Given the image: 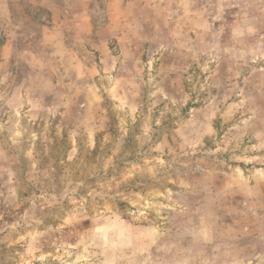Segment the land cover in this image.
<instances>
[{
    "label": "rangeland",
    "instance_id": "obj_1",
    "mask_svg": "<svg viewBox=\"0 0 264 264\" xmlns=\"http://www.w3.org/2000/svg\"><path fill=\"white\" fill-rule=\"evenodd\" d=\"M44 2L28 5L41 23L49 20L35 4ZM165 6L137 54H122L113 39L114 71L92 115L62 107L71 87L61 72L28 82L23 57L17 70L11 50L2 58L0 35V264H223L204 248L214 229L203 230L196 198L213 196L200 184L214 174L239 168L247 184L264 175V130H254L264 124V28L254 54L221 62L214 49L171 48L178 11ZM232 11L241 10L220 13ZM38 87L53 107L25 105L26 90ZM228 254V264H264V249Z\"/></svg>",
    "mask_w": 264,
    "mask_h": 264
},
{
    "label": "crops",
    "instance_id": "obj_2",
    "mask_svg": "<svg viewBox=\"0 0 264 264\" xmlns=\"http://www.w3.org/2000/svg\"><path fill=\"white\" fill-rule=\"evenodd\" d=\"M44 1L35 5L44 7L49 20L47 24L35 19L29 9L32 6L28 7L33 5L32 0H23L26 4L20 5L15 0H0V35L6 42L2 58H6L11 50L13 56L10 59L17 70L18 65L24 67L18 60L19 56L23 57L27 63L28 82L36 74L42 83H46L47 73L51 74L48 70L61 72L65 75L61 79H67L66 83L71 87L61 100L62 107H86L83 111L92 115L95 113L92 107L98 108L101 104L99 92L103 76L114 71V68L108 69V60L114 58L111 51L113 39L122 54H137L138 47L148 41L145 29L157 27L155 10L167 11V0H157L156 4L153 0H75L74 5L66 0ZM170 1L178 11L170 20L171 48L193 50L196 46L204 51L214 49L221 62L226 63L228 59L241 60L256 52L254 42L258 41L264 28V0ZM234 8L241 11H232L230 16L220 13ZM100 15L104 18H98ZM21 49L25 52L22 56L19 54ZM35 66L38 69L33 68ZM126 80L132 82L133 78L128 76ZM38 89L26 90L28 101L25 105L30 109L53 107V104L43 105ZM58 89L65 91L61 87ZM86 90L87 97L84 94L83 99H78ZM262 129L264 124L254 130L260 135ZM240 170L236 169L237 172L226 178L214 174L212 180H204L200 187L202 185L204 191L213 192V196L196 198L197 214L203 212V230L208 225L214 229L210 232L211 238L202 239L204 248L217 249L219 261L223 264L229 262L224 256L221 258L224 252L254 253L264 249V175L254 174L247 184ZM218 181L223 182L220 198L214 195ZM243 202L251 211L243 206Z\"/></svg>",
    "mask_w": 264,
    "mask_h": 264
}]
</instances>
